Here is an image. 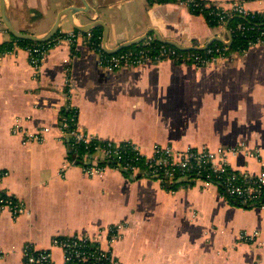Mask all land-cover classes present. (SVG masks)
Segmentation results:
<instances>
[{"label": "crops", "instance_id": "obj_1", "mask_svg": "<svg viewBox=\"0 0 264 264\" xmlns=\"http://www.w3.org/2000/svg\"><path fill=\"white\" fill-rule=\"evenodd\" d=\"M85 1L94 9L90 16L108 25L109 48L150 28L183 46L232 42V17L211 24L178 0ZM240 1L264 12V0ZM5 3L14 26L38 36L65 7H84L83 0ZM74 22L88 20L75 16ZM14 39L0 14V43ZM15 45L0 59V189L26 211L18 217L0 211V264H26V244L49 249L54 263L63 264L52 241L75 235L98 238L123 264H264V203L240 205L220 185L190 175L167 182L118 164L87 173L83 166L104 157L73 159L60 128L72 106L80 127L99 139L133 141L144 153L155 143L178 150L240 145L229 163L258 173L260 162L243 147L264 143V45L231 50L204 67L163 60L115 71L100 67L97 51L83 42L52 46L37 69ZM15 126L49 130L43 141L24 143ZM113 226L121 235L111 240ZM243 231H259L256 241H240Z\"/></svg>", "mask_w": 264, "mask_h": 264}, {"label": "built area", "instance_id": "obj_2", "mask_svg": "<svg viewBox=\"0 0 264 264\" xmlns=\"http://www.w3.org/2000/svg\"><path fill=\"white\" fill-rule=\"evenodd\" d=\"M187 5L191 10H197L199 14L212 16L218 23L225 22L229 17L239 16L246 18L254 16L256 12L249 10L244 2L233 0L229 3L203 0H178ZM255 25H246L239 22L231 33L249 36L247 46L241 52L255 45H264V28L256 30L251 34ZM233 36V35H232ZM252 36V38H251ZM155 40L158 43H155ZM233 41V37H232ZM67 42L76 45L79 42L90 45L98 53V64L100 67L115 71L123 67H134L150 62L170 60L178 65H190L193 67H204L211 63L225 59L230 54V45L223 42L221 46L207 47L205 49H180L177 46L159 41L154 35L148 34L141 42L124 48L120 51L110 53L106 49L102 33L89 29L80 31L72 29L66 31L60 29L50 40L44 42H32L24 47L28 53L30 63L34 68H39L46 52L54 45ZM12 49L0 53V59L6 53H12ZM70 114L61 119L60 128L62 132L72 139V145L78 148L84 145L86 154L102 153L103 157L115 160L123 168L136 170L146 169L150 175L162 180L176 179L179 176H195L205 181L222 185L224 195L233 197L242 204L264 203V143L252 149L243 147L250 156L258 159L261 170L251 173L247 170H237L229 163V156L241 151L242 146H220L210 147H188L183 150L174 149L169 145L155 143L150 153H144L138 144L133 141H115L110 139H99L95 135L80 127L78 111L70 107ZM48 127L37 131H28L15 126L14 133L22 134L23 142L43 141ZM142 160L143 166L137 164ZM106 165L97 162L83 166L90 174L102 173ZM8 210L13 217H18L26 211L25 203L10 193L0 189V211ZM111 240L121 235L118 227H109ZM259 231L252 233L243 231L240 233V241L249 242L257 239ZM53 244L61 247L63 251V264H123L112 249L104 248L98 238L84 236L55 237ZM26 264H55L51 258L49 249H37L31 244L23 248Z\"/></svg>", "mask_w": 264, "mask_h": 264}, {"label": "water", "instance_id": "obj_3", "mask_svg": "<svg viewBox=\"0 0 264 264\" xmlns=\"http://www.w3.org/2000/svg\"><path fill=\"white\" fill-rule=\"evenodd\" d=\"M83 4H84V7L83 6L82 7L76 6V5H69V6L65 7L64 9H62L58 13L56 21L54 22L51 29L43 36H38V35H35L32 33L24 32L20 29H17L10 19V16L8 14V10L6 8L5 0H0V14H1V18L4 21L6 27L8 28L9 32L12 34V36L14 38L22 39V40H29L32 42H44V41L50 40L52 37H54L58 33V31L60 30L62 19L66 20L73 29L80 30V31H86V30H89V29H92L94 27L99 26L103 29V33H102L103 34V41L106 45L107 51L110 53L120 51L124 48L133 46V45L141 42L150 32L155 33L158 36L159 41L173 44L180 49H192V48L193 49H205L211 43L210 42L203 47L183 46V45H180L176 41L163 38L155 28H150L145 33V35H141L140 37H138L136 39L125 41L124 43H122L121 45H119L117 47L109 48V47H107V44H106L107 40H108V35H109L108 25L105 23L104 20L100 19L99 17L98 18H92V16H90V14H89V11L94 12V9L91 8V10H90L89 7L86 8L87 3L85 0H83ZM75 16H80L84 20H88V22L83 23V24H77L74 22ZM230 44H232V42H229V45ZM67 141L70 143L69 137H67ZM93 156L103 157V154L101 152L100 153H94L89 157L90 158L89 161L93 158ZM166 180H167V182H169L168 178ZM181 180H178V181H181ZM177 182H175V183H177Z\"/></svg>", "mask_w": 264, "mask_h": 264}, {"label": "trees", "instance_id": "obj_4", "mask_svg": "<svg viewBox=\"0 0 264 264\" xmlns=\"http://www.w3.org/2000/svg\"><path fill=\"white\" fill-rule=\"evenodd\" d=\"M160 1H168V0H160ZM198 2L200 3H204L203 0H197ZM193 12L199 14V12L197 10H194L192 9ZM204 16L206 17V19L211 23V24H216L218 23L216 21L215 18H213L212 16L208 15L207 13L204 14ZM239 22H243L244 24H253L255 25V29L254 30H251V34H255L256 30H258L259 28H264V13H255L254 16H248L246 18H243V17H239V16H233L231 21H230V30L232 28H234ZM99 33H102V31H97ZM231 35H233V41H232V44L230 45V52L231 50H241L243 47L247 46V42H248V38L249 36H244L242 34H235V33H231ZM252 38V36H251ZM17 43L19 44L21 47H27L28 45H30L32 43V41H29V40H22V39H14L12 41H6V42H3V43H0V53L2 52H5L6 50H9V49H12L13 48V45L14 43ZM155 43H158L156 40H155ZM222 45V42L220 41H214L212 44L209 45V47H216V46H221ZM70 110L71 108L68 109L66 115H69L70 114ZM70 146H71V156L73 157V159L75 160H81L84 155L86 154V149L84 147V145H80L78 148H75L73 145H72V139H70ZM141 161H138L137 164L140 165V166H143V164L141 163ZM99 164L101 165H116L117 162L115 160H107V159H101L99 160ZM143 168V167H142ZM221 188L224 192V188L223 186L221 185ZM236 203L240 204V205H245V206H249V204H242L240 203L239 201L235 200L234 198H232Z\"/></svg>", "mask_w": 264, "mask_h": 264}, {"label": "rangeland", "instance_id": "obj_5", "mask_svg": "<svg viewBox=\"0 0 264 264\" xmlns=\"http://www.w3.org/2000/svg\"><path fill=\"white\" fill-rule=\"evenodd\" d=\"M61 27L64 29H69L70 24L66 22V23H63Z\"/></svg>", "mask_w": 264, "mask_h": 264}]
</instances>
